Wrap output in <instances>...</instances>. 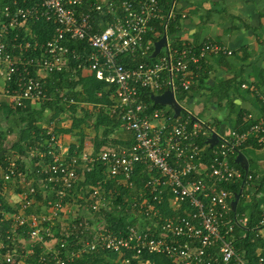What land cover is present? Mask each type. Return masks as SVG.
<instances>
[{
  "label": "built area",
  "instance_id": "1",
  "mask_svg": "<svg viewBox=\"0 0 264 264\" xmlns=\"http://www.w3.org/2000/svg\"><path fill=\"white\" fill-rule=\"evenodd\" d=\"M97 17L106 19L104 24L96 23ZM163 18L159 0H39L26 8L14 0L12 6L0 5V96L12 108L45 101L48 77L68 71L76 79V73L87 70L115 87V101L105 113L118 117L121 128L133 136L129 149L83 152L68 160L52 149L58 140L50 134V162L33 163L37 156H46L38 149L25 160L3 156L0 264H76L94 253L115 254L117 264H264V252L251 263L237 248L251 231L249 217L238 209L233 212L235 195L220 187L253 181V175L243 174L230 157L247 145L264 147V113L244 132L217 133L220 140L204 163L199 141L216 132L201 119L193 121L194 115L177 95L190 90L195 79L192 68H199L207 56L229 57L232 52L211 42L198 50L191 45L174 50L168 42L154 63L143 62L133 69L121 63L124 58L145 60L153 53L148 36L156 33L155 23ZM39 20L56 26L53 38L45 44L19 41L20 30ZM146 88L155 95L172 90L183 108L181 115L175 119L174 112L170 117L165 111H150L139 98ZM242 88L264 106V95L255 85ZM251 119L248 114L243 121ZM140 166L150 175L143 190L135 189L133 180ZM97 167L103 169L104 184L106 180L122 184L132 195V210L140 217L135 216L126 235L116 234L103 216L113 202L100 182L87 195L74 194L78 171L85 175ZM10 185L25 188L20 203L9 201ZM40 195L42 201L37 199ZM261 227L264 212L252 230Z\"/></svg>",
  "mask_w": 264,
  "mask_h": 264
},
{
  "label": "trees",
  "instance_id": "2",
  "mask_svg": "<svg viewBox=\"0 0 264 264\" xmlns=\"http://www.w3.org/2000/svg\"><path fill=\"white\" fill-rule=\"evenodd\" d=\"M116 3H120L125 0H114ZM14 0H4L0 5H13ZM19 6L21 7H30L39 0H17ZM163 8V20L157 21L155 23L156 33L150 34L148 36L149 40H152L153 43L159 41L164 34L167 35L168 40L171 41V48L174 50H182L185 45H181L175 37L181 29L180 16L175 14V8L173 9V16L168 20L169 11L172 7V2L169 0H159ZM13 8V7H12ZM105 22L106 19H101L97 17L96 23ZM103 22V24H104ZM102 24V25H103ZM167 25V28L164 29V26ZM28 29L29 32L25 30ZM56 26L51 22H46L45 20L39 21H29L25 28H22L19 34V41H30L31 43L38 42L40 44H45L51 40L54 36ZM10 43L13 42V38L10 37ZM205 44V43H204ZM78 43H72L71 47L76 48ZM203 46H193L197 50ZM154 51V50H153ZM153 54V53H152ZM152 54L147 59H142L141 57L136 58H124L121 60V63L129 66V68H135L138 64L143 62L154 63L158 60L157 58H152ZM162 56V54H161ZM215 57H224V55H218ZM194 83L187 92H182L180 95H177V100L180 103H190L196 95H198L201 90H204L206 81L209 78V69L206 66L204 60L199 64V68H192ZM68 71L61 75H53L47 79V89H48V98L40 104L27 102L24 106L18 108L12 107H3L8 110L9 117L14 118L13 125L18 128V139L13 144L12 150L18 154L22 160L28 159L30 152L34 149L40 150L43 154L45 153V158H39L38 156L33 159L34 164H43L45 162H50L52 157L48 155V146L50 144L51 135L56 137V140L59 141V136L63 134L74 135L78 143L72 145L69 149V154L66 159H71L75 156H80L83 153L84 142L85 140H90L95 146L94 155L99 153L104 148H112L113 150H122L121 147H128V141L123 142L121 140L111 139L113 132L118 127H121L118 117H111L105 113L106 108L113 105L115 101V87L109 86L103 81L95 79L93 76L84 77L81 72L76 73V79H72ZM166 75H163L165 78ZM224 83V82H223ZM221 83L218 88H213L211 90L210 99L215 102H218L219 105L223 104L226 101L227 105H230V108L234 110V107L229 101V94L233 92L235 88H241L243 82L229 81L228 83ZM258 87L257 85L255 86ZM258 89V88H257ZM260 89V87H259ZM165 90L161 91L164 93ZM156 94L151 89H141L140 90V101L145 103L150 111L161 110L165 111L166 114L170 117H173V112L166 110L164 106L156 105L151 100V95ZM73 100L75 105H69L67 101ZM81 105L93 106L95 110H98L96 117L88 111V109L80 108ZM2 108V110H3ZM72 113H69L70 111ZM82 112V117H77L74 114L77 112ZM69 113L70 119H67L64 115ZM264 112V110H263ZM50 114V115H49ZM52 114V115H51ZM238 116V124L236 126L237 131L244 132L250 126H252L257 119H251L249 122L245 123L244 117L248 114L244 111L236 112ZM49 117L50 121L56 123V128L53 131H50L49 128H42V122ZM94 117L96 119H94ZM58 119V121H57ZM94 120V123L92 122ZM67 122L70 124L68 129H65L62 123ZM15 130V129H14ZM124 132L129 133L123 129ZM101 132V134H98ZM92 134L100 135L95 136L92 139ZM133 141V138H132ZM199 145L203 148L202 159L204 163H208L211 158L212 148L207 144V140H200ZM132 146V145H131ZM130 146V147H131ZM57 152L58 147L55 146L52 148ZM129 149V148H126ZM4 150V149H3ZM2 148L0 146V159L5 156L2 154ZM244 148H241L239 151L242 152ZM237 154H234L230 157V163L240 169L243 174L245 171L242 167L235 162ZM24 163H22L23 166ZM24 167V166H23ZM79 180L74 187L75 195H87V190L91 186H94L96 183H99L104 187V193L108 195L110 201L113 202V207L110 211L104 214V218L107 220L110 228L116 233L121 235H126L127 228L132 226L136 222V217H140V214L132 210V200L130 197V191L126 189L122 184H117L116 182L106 180L103 173V169L97 167L93 169L91 173H86L82 175L81 169L78 171ZM248 174L253 175L254 179L248 185H243L242 181H236L229 184H222L220 187L232 192L234 195L238 194L242 190V196L238 204V212L246 213L249 217V226L250 229H254L255 225L260 222L262 214L264 212V175L261 176L256 172H253L252 166H250ZM149 173L144 166H140L134 176L135 189L143 190L144 185L149 179ZM258 176V178H256ZM105 185V186H104ZM39 201H42L41 195L37 197ZM79 203V202H78ZM120 208V209H119ZM263 228V227H261ZM237 248L240 251H245L247 253V259L251 263H255L256 250L258 247L264 249V244L257 242L252 243L250 236L247 234V239L237 243ZM152 259L157 262L160 261L159 256H153ZM118 260L117 255L115 254H105V253H94L90 255H85L81 261L76 264H117Z\"/></svg>",
  "mask_w": 264,
  "mask_h": 264
},
{
  "label": "crops",
  "instance_id": "3",
  "mask_svg": "<svg viewBox=\"0 0 264 264\" xmlns=\"http://www.w3.org/2000/svg\"><path fill=\"white\" fill-rule=\"evenodd\" d=\"M175 3L176 7L173 3L172 6L175 8V14L181 19V29L175 40L185 46H201L211 42L222 45L232 52L229 57L209 55L204 59L209 69L206 88L201 90L190 103H185L187 108L194 117L201 119L210 129L222 135H229L231 131L237 130L236 126L239 122L236 112L244 111L259 120L263 116L264 106L262 101L249 90L234 87L233 92H230L228 99L234 110L226 104V101L219 105L209 97L213 88H218L221 83L229 81L238 83L241 81L249 86L257 85L259 92L264 95V0H176ZM171 41L174 40H168L170 46ZM81 73L84 77L92 76L87 70ZM0 92H2L1 82ZM6 106L11 107L8 100L0 96V146L2 150L4 149L1 155L19 157L12 150L19 131L13 123L8 124L11 117L8 115V110L3 108ZM80 108L88 109L95 117L99 112L93 106L81 105ZM170 109L173 112L172 108ZM69 113L73 116L72 110ZM69 113L64 115L67 119H70ZM74 115L80 118L83 114L78 111ZM49 117L42 122V128L53 131L56 123L50 121ZM92 122L94 123V120ZM62 125L65 129L70 126L67 122ZM118 128L113 132L111 139L128 141L129 146L121 148H130L133 143L131 135L124 132L121 127ZM92 135V139L100 136ZM77 143V138L70 133L60 135L56 153L65 159L70 147ZM243 148L242 153L248 160L249 169L252 166L253 172L263 176L264 147L258 148L255 144H251ZM83 149V152L94 154L95 146L91 139L85 140ZM23 191H25L23 187L10 185L7 191L9 201L14 204L20 203Z\"/></svg>",
  "mask_w": 264,
  "mask_h": 264
},
{
  "label": "water",
  "instance_id": "4",
  "mask_svg": "<svg viewBox=\"0 0 264 264\" xmlns=\"http://www.w3.org/2000/svg\"><path fill=\"white\" fill-rule=\"evenodd\" d=\"M169 1H171L173 4L176 2V0H169ZM167 46H168V38L167 35L164 34L159 41L154 43V51L152 54V58H157L161 54L162 50L165 49ZM151 100L156 105L171 107L174 112L175 119L181 115L183 108L176 100L172 90H167L162 95L152 94ZM193 121H198V118L193 117ZM219 140H220L219 135L217 133H213L212 136L207 140V144L210 146V148H213L218 144ZM235 162L242 167V169L245 171L246 174H248L249 172L248 160L242 152L237 153ZM241 195H242V190L234 196V200L231 203L233 212L237 211V207Z\"/></svg>",
  "mask_w": 264,
  "mask_h": 264
},
{
  "label": "rangeland",
  "instance_id": "5",
  "mask_svg": "<svg viewBox=\"0 0 264 264\" xmlns=\"http://www.w3.org/2000/svg\"><path fill=\"white\" fill-rule=\"evenodd\" d=\"M175 7H176V3H174ZM164 108L166 110H170L171 107L169 106H164ZM13 119L14 118H10V120H8V124H12L13 123ZM252 170H253V167H252ZM79 205H84L83 201H79ZM248 236H250L251 240H252V243H257V242H260V243H263L264 244V227L261 228V229H258L256 231L254 230H251L248 232ZM264 252V249L258 247L257 250H256V255H260Z\"/></svg>",
  "mask_w": 264,
  "mask_h": 264
}]
</instances>
